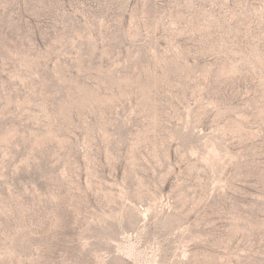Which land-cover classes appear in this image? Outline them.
I'll return each instance as SVG.
<instances>
[{"label":"rangeland","instance_id":"rangeland-1","mask_svg":"<svg viewBox=\"0 0 264 264\" xmlns=\"http://www.w3.org/2000/svg\"><path fill=\"white\" fill-rule=\"evenodd\" d=\"M0 264H264V0H0Z\"/></svg>","mask_w":264,"mask_h":264}]
</instances>
